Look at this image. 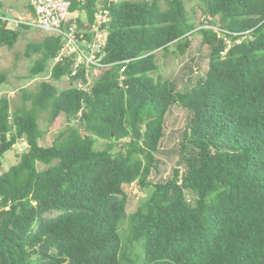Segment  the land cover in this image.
<instances>
[{
  "label": "trees",
  "instance_id": "obj_1",
  "mask_svg": "<svg viewBox=\"0 0 264 264\" xmlns=\"http://www.w3.org/2000/svg\"><path fill=\"white\" fill-rule=\"evenodd\" d=\"M188 1L200 4L203 27ZM96 4L71 0L69 11L91 23ZM108 8L111 65L90 85H75L86 80L70 75V59L52 62L60 38L46 34L23 54L36 55L27 77L49 71V80L21 88L13 107L0 96V168L25 143L0 171V264H264V0ZM28 27L0 19V48ZM195 35L205 65L153 76L157 51L174 44L183 56ZM63 77L59 90L51 81ZM6 78L0 70V85ZM42 112L48 124L59 115L74 124L41 144ZM131 183L145 191L133 208Z\"/></svg>",
  "mask_w": 264,
  "mask_h": 264
},
{
  "label": "rangeland",
  "instance_id": "obj_2",
  "mask_svg": "<svg viewBox=\"0 0 264 264\" xmlns=\"http://www.w3.org/2000/svg\"><path fill=\"white\" fill-rule=\"evenodd\" d=\"M0 3L2 4L0 11L4 7L9 6L19 14H26L25 0H0ZM186 7L190 17L196 25V28L203 27L201 23H204V18L201 13L200 4L197 1H188L186 2ZM72 15L76 16L77 18H81L83 16V14L81 15L80 12L73 13ZM46 34L47 33L45 31L35 27L20 28V33L14 45L11 48H7L5 46L0 48V70L6 72L7 74L6 81L0 85V96L5 95L8 97L12 107L18 102L21 88L33 90L39 81L49 80V71L34 77H27L29 68L32 65L36 55L26 57L23 54L26 42L38 41ZM204 52L205 48L199 47L196 35L191 38L190 47L183 56L177 54L174 44H171L167 52L161 50L156 52L157 70L152 74L153 76L160 75L163 78L174 77L180 71L185 70L186 64H190L192 67H195V65L200 63V61L203 63ZM99 72L100 70L98 69L92 70L90 80L96 78ZM195 75L196 73H194V76L192 75V77L194 78ZM51 82L54 83L59 90L69 86L65 77L58 81ZM38 124L42 133L40 143L49 144L59 134L60 131H62L68 125H73L74 122H68L64 115H59L51 124H48L47 113L42 112L39 114ZM177 135L180 137L181 132H178ZM104 145L105 143L103 139L94 137V147L96 149H102ZM24 150L25 143L24 140L20 138L13 144L11 149L4 153L1 159L0 171L7 169L8 166L15 163L18 159V155ZM37 167L38 169H44L45 165L37 163ZM144 194L145 191L141 190L138 185L128 188L130 208H133L137 202V199ZM136 251L140 254V257L143 256L142 248Z\"/></svg>",
  "mask_w": 264,
  "mask_h": 264
},
{
  "label": "built area",
  "instance_id": "obj_3",
  "mask_svg": "<svg viewBox=\"0 0 264 264\" xmlns=\"http://www.w3.org/2000/svg\"><path fill=\"white\" fill-rule=\"evenodd\" d=\"M83 1V0H79ZM117 0H97L93 13V20L88 23L83 11H69L71 0H26V14H19L11 7L6 6L0 12V19L6 23L9 29H15L20 25L35 27L47 34L60 38V48L52 62H58L63 58L71 61L70 75L81 74L86 80L83 86L80 79L75 82L78 87H86L91 84V71L109 66L102 62L105 55L104 45L107 40V28L111 16L109 4ZM80 12L83 16L78 18L83 26L77 30L76 16L73 13ZM72 20L71 23H68ZM76 33L79 34L78 38ZM128 60H124L126 62ZM123 66L120 71L123 70ZM136 185L131 183L128 188Z\"/></svg>",
  "mask_w": 264,
  "mask_h": 264
},
{
  "label": "water",
  "instance_id": "obj_4",
  "mask_svg": "<svg viewBox=\"0 0 264 264\" xmlns=\"http://www.w3.org/2000/svg\"><path fill=\"white\" fill-rule=\"evenodd\" d=\"M72 22V20H69V22L68 23H71ZM78 36H79V34L78 33H76V37L78 38Z\"/></svg>",
  "mask_w": 264,
  "mask_h": 264
},
{
  "label": "crops",
  "instance_id": "obj_5",
  "mask_svg": "<svg viewBox=\"0 0 264 264\" xmlns=\"http://www.w3.org/2000/svg\"><path fill=\"white\" fill-rule=\"evenodd\" d=\"M25 3H26V0H25Z\"/></svg>",
  "mask_w": 264,
  "mask_h": 264
}]
</instances>
